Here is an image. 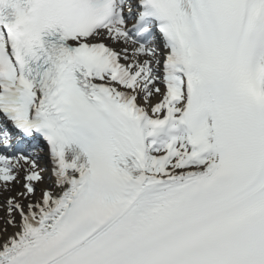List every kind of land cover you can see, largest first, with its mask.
Masks as SVG:
<instances>
[{
    "label": "snow or ice",
    "instance_id": "obj_1",
    "mask_svg": "<svg viewBox=\"0 0 264 264\" xmlns=\"http://www.w3.org/2000/svg\"><path fill=\"white\" fill-rule=\"evenodd\" d=\"M0 264H264V0H0Z\"/></svg>",
    "mask_w": 264,
    "mask_h": 264
}]
</instances>
